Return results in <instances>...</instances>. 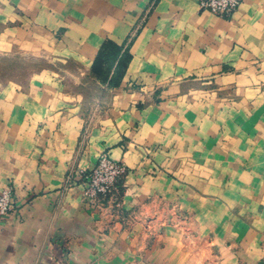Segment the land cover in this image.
<instances>
[{
  "label": "crops",
  "instance_id": "crops-1",
  "mask_svg": "<svg viewBox=\"0 0 264 264\" xmlns=\"http://www.w3.org/2000/svg\"><path fill=\"white\" fill-rule=\"evenodd\" d=\"M8 184L0 264H263L264 0H0Z\"/></svg>",
  "mask_w": 264,
  "mask_h": 264
},
{
  "label": "built area",
  "instance_id": "built-area-1",
  "mask_svg": "<svg viewBox=\"0 0 264 264\" xmlns=\"http://www.w3.org/2000/svg\"><path fill=\"white\" fill-rule=\"evenodd\" d=\"M242 1L201 0V7L218 15L231 16L240 7ZM127 170L128 167L125 163L111 157L108 152H103L93 169L81 172L82 181L85 185V198L96 207L110 201L117 202L120 182ZM13 197L14 186L8 184L0 192V220L12 211Z\"/></svg>",
  "mask_w": 264,
  "mask_h": 264
},
{
  "label": "rangeland",
  "instance_id": "rangeland-1",
  "mask_svg": "<svg viewBox=\"0 0 264 264\" xmlns=\"http://www.w3.org/2000/svg\"><path fill=\"white\" fill-rule=\"evenodd\" d=\"M113 56H114L113 53H110V54H109V57H108V54H107V57H106V59H105L106 62H107V61H111V60H113V58H114ZM107 65H108V64H107ZM104 72H105L104 75H109V74L111 73V68H109V67H108V68H104Z\"/></svg>",
  "mask_w": 264,
  "mask_h": 264
},
{
  "label": "trees",
  "instance_id": "trees-1",
  "mask_svg": "<svg viewBox=\"0 0 264 264\" xmlns=\"http://www.w3.org/2000/svg\"><path fill=\"white\" fill-rule=\"evenodd\" d=\"M111 46L113 45V43L110 44ZM108 53L105 54V56L107 55Z\"/></svg>",
  "mask_w": 264,
  "mask_h": 264
},
{
  "label": "water",
  "instance_id": "water-1",
  "mask_svg": "<svg viewBox=\"0 0 264 264\" xmlns=\"http://www.w3.org/2000/svg\"><path fill=\"white\" fill-rule=\"evenodd\" d=\"M264 264V263H263Z\"/></svg>",
  "mask_w": 264,
  "mask_h": 264
}]
</instances>
